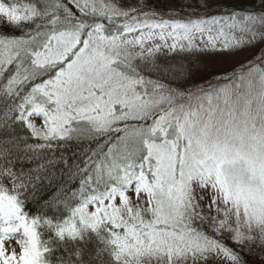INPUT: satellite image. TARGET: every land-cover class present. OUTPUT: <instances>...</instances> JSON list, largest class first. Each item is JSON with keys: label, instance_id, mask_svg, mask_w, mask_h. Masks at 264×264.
<instances>
[{"label": "snow or ice", "instance_id": "1", "mask_svg": "<svg viewBox=\"0 0 264 264\" xmlns=\"http://www.w3.org/2000/svg\"><path fill=\"white\" fill-rule=\"evenodd\" d=\"M214 6L0 0V264H52L44 224L115 264H264V0ZM57 164L53 224L24 193Z\"/></svg>", "mask_w": 264, "mask_h": 264}, {"label": "trees", "instance_id": "2", "mask_svg": "<svg viewBox=\"0 0 264 264\" xmlns=\"http://www.w3.org/2000/svg\"><path fill=\"white\" fill-rule=\"evenodd\" d=\"M213 9L215 7H212ZM73 150H75L74 144L71 149H67L66 151L71 152ZM57 155H59V152H57ZM41 162H17L16 168H35ZM62 168L63 164H57L55 169L47 168L46 171H41L39 175L42 179L35 182L34 188L29 187L26 193H24V209L29 215L47 218L53 224L62 223L71 216V208L77 205V201H73L70 206L46 203L47 201H51L56 195L57 188L62 182L63 177L61 179H53L51 183L43 177L52 171H56L57 175L60 176ZM42 236L46 246L50 248L48 258L52 261V264H115L111 258L109 246L106 243L108 233L105 228H101L98 231L82 229L80 237L73 239L65 236L61 240L55 235L54 229L44 224L42 225Z\"/></svg>", "mask_w": 264, "mask_h": 264}, {"label": "rangeland", "instance_id": "3", "mask_svg": "<svg viewBox=\"0 0 264 264\" xmlns=\"http://www.w3.org/2000/svg\"><path fill=\"white\" fill-rule=\"evenodd\" d=\"M217 2L224 3L226 5L235 4V6L237 8H244V7L253 6L256 3V0H209V4H210L211 7H215L214 5ZM194 3H195V0H194ZM180 4H181V0H172V5L173 6L179 8ZM210 14L222 15V14H225V13L222 10L215 8V9L212 10V12ZM260 47H261V44H257L255 46V48L246 50L244 53L241 54L239 59H243L244 57L249 56L250 53H258ZM18 238L19 237H17V239ZM9 243L12 246H16L15 245V240L10 241Z\"/></svg>", "mask_w": 264, "mask_h": 264}]
</instances>
